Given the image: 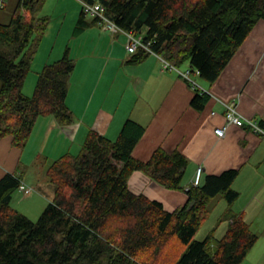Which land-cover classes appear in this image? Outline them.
I'll return each instance as SVG.
<instances>
[{
	"label": "trees",
	"instance_id": "16d2710c",
	"mask_svg": "<svg viewBox=\"0 0 264 264\" xmlns=\"http://www.w3.org/2000/svg\"><path fill=\"white\" fill-rule=\"evenodd\" d=\"M89 1L102 3L122 29L142 34L155 52L178 67L188 63L208 82L218 78L264 19V0ZM45 2L15 0L9 19L0 21V139L11 136L20 148L39 117L72 118L66 97L75 61L68 49L42 67L32 95L23 91L50 22V15L41 13ZM91 23L98 18L88 20L81 10L74 34ZM132 54L136 61L151 53L139 48ZM196 92L191 104L202 109L209 94ZM144 131L131 118L115 139L90 128L77 154L66 152L49 165L54 196L37 221L12 205L21 177L1 176L0 264H241L259 235L232 207L239 196L232 187L239 170L203 172L198 184L187 185L182 180L189 161L180 151L159 147L147 161L133 157ZM140 169L167 189L187 192V201L169 211L133 192L127 182ZM218 196L227 202L220 218L227 222L224 235L216 239L212 229L204 239L195 238Z\"/></svg>",
	"mask_w": 264,
	"mask_h": 264
},
{
	"label": "crops",
	"instance_id": "0c3cea01",
	"mask_svg": "<svg viewBox=\"0 0 264 264\" xmlns=\"http://www.w3.org/2000/svg\"><path fill=\"white\" fill-rule=\"evenodd\" d=\"M49 2L46 0L42 13L51 16ZM80 12L74 18V27ZM86 15L88 20L93 18ZM74 27L70 38H78L80 51L87 50L88 54V49L91 53L100 50L105 54L97 58L84 54L82 57L87 63L79 66L78 56L73 51L75 54L71 57L75 67L68 79L66 97L71 121L62 122L54 115L39 117L24 148L15 146L11 136L0 139V178L7 172H14L33 188L26 193L16 190L12 205L21 213L34 215L28 213L29 208L33 211L54 196L55 186L46 173L55 158L62 153H74V146L80 145V149L90 128L115 139L125 120L131 118L145 127L133 148V157L147 161L159 147L169 152L180 151L189 161L182 180L187 185L192 182L197 166L203 167L204 175L219 174L233 167L239 170L232 183L239 196L232 207L244 214L251 229L259 235L253 245L261 242L259 246L263 251L264 134L254 132L247 125L230 124L220 137L215 128L225 124L228 103H235L241 115L264 126V19L255 24L216 80L208 82L198 76L199 85L209 94L202 109L191 104L196 89L190 87L177 70L165 68L157 56L151 53L141 60H131L133 54L126 50L124 34L91 23L75 35ZM65 47L69 48V42L64 52ZM62 56L55 54L41 67L33 65L35 71L39 75L45 64ZM188 65L185 63V67ZM101 82L104 85L99 88ZM84 92L90 93V97L85 98ZM127 183L133 192L160 201L169 211L182 206L188 199L187 192L167 189L141 169L134 171ZM35 188L45 195H42L45 201L31 195Z\"/></svg>",
	"mask_w": 264,
	"mask_h": 264
},
{
	"label": "rangeland",
	"instance_id": "374dc122",
	"mask_svg": "<svg viewBox=\"0 0 264 264\" xmlns=\"http://www.w3.org/2000/svg\"><path fill=\"white\" fill-rule=\"evenodd\" d=\"M15 0H7L6 2V6L0 9V21H7L9 19V16L11 14V11L13 9ZM50 4V9L51 11V16H50V25L48 28V31L46 32L45 36L43 37L42 41L40 42L39 46H38V54H37V58L34 60V64H32L30 67L31 69L29 70V73L26 77L25 80H27V82L25 83V89L24 92H26L29 96L30 94L32 95L33 89L37 83L38 80V74L35 71L36 69H34L35 64H40V67L43 65V62H45L47 59L53 58V56H55V54H59V55H64V46L68 45L69 42V48H68V53L70 54V56H73L75 53L78 56L76 61L78 63L79 66H82L83 64L87 63V60H84L82 56H84V54H87V50H81L79 49L80 46V42L79 44H77L78 38H76L75 40L71 39L70 37L72 36L71 32H72V28L74 27V18L76 16V14H78L81 10H83L82 4L80 0H50L49 2ZM42 13V12H41ZM62 22V23H61ZM62 24V25H60ZM85 41V39H84ZM71 47V48H70ZM90 53H88L87 55H93L97 57H102L103 54H105V51H100L99 52L96 50H94L91 53V49H88ZM65 51H66V47H65ZM75 53H74V52ZM85 52V53H84ZM34 65V66H33ZM33 66V67H32ZM39 67V68H40ZM180 68L182 70L186 69L187 67H185V64H182L180 66ZM97 74L98 72H96L95 74V79L97 80ZM199 75L197 74H193L192 73V77L198 82L197 79H200L198 77ZM202 80H204L203 78H201ZM206 81V80H205ZM199 83V82H198ZM190 84V83H189ZM103 82H101L100 87L102 88L103 86ZM69 87V84H68ZM191 87V84H190ZM90 91V90H89ZM90 93H93V90L90 91ZM90 93L87 94V92H84V96L85 98H89L90 97ZM96 94L94 91V97L96 98ZM112 137V136H111ZM80 147V145H79ZM79 147L78 146H74V153L73 154H77V152H79ZM64 154V153H62ZM60 154L59 157L62 155ZM31 158V157H29ZM56 159V158H55ZM158 183V182H157ZM31 186V185H30ZM32 187V186H31ZM33 189V188H31ZM31 195H36L37 197H42L43 201L44 198L43 196H45L44 194H42L40 191H38L36 188L34 190H32V194ZM43 195V196H42ZM28 199V198H25ZM47 205V203L41 204L38 207H35L32 211V209H28V213H34V215H29L27 214L30 218H32L34 221H37L41 212L44 210L45 206ZM226 205V201L224 199V197L222 196H218L216 197L211 206H214V208H212L213 210L211 211V213L209 214V217H207V219L205 220V222L203 223V225L201 226V228L197 231L196 233V237L197 239H204L210 230L214 229V233H213V237L216 239L221 238L227 228V222L226 221H221L220 218L224 212L225 207L223 208V206ZM25 214V213H24ZM261 243V242H260ZM256 244L258 246H253L250 251L248 252L247 256L244 258L243 262L241 264H264V250L262 251V246H259L261 244Z\"/></svg>",
	"mask_w": 264,
	"mask_h": 264
},
{
	"label": "built area",
	"instance_id": "2783aa9c",
	"mask_svg": "<svg viewBox=\"0 0 264 264\" xmlns=\"http://www.w3.org/2000/svg\"><path fill=\"white\" fill-rule=\"evenodd\" d=\"M6 0H0V8H2L5 5ZM83 11L86 14H89L93 17L98 18L99 25L105 29L109 30L113 33H116L118 31H122L125 34L126 37V46L130 53H135L139 48L144 49L155 56H157L164 64L165 68H171L177 70L183 78H185L190 84L191 87L194 89H202L199 83L192 77L193 70L189 68V66L182 70L180 67L176 66L175 64L168 61L166 58H164L162 55L155 52L150 47V42H146L142 34H134L133 30H125L122 29L118 24H116L112 19H110L106 15V8L105 6L100 3L99 1L91 2L89 0H81ZM194 73H198V70L195 69ZM203 90L202 92H204ZM225 124L217 126L215 128V132L218 136L222 137L225 133L226 128L228 125H237V126H243L247 125L251 127V129L254 132L264 134V126L259 125V123L253 119L246 118L243 115H241L238 110L235 103H228L226 104V110H225ZM203 174V167L197 166L193 183L196 185L201 180V176ZM31 189V186L23 179L20 178L18 190H20L22 193H26L28 190Z\"/></svg>",
	"mask_w": 264,
	"mask_h": 264
}]
</instances>
